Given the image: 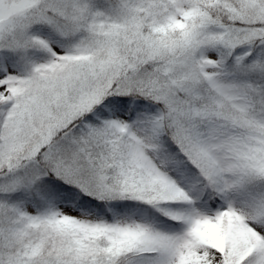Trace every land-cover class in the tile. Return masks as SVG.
<instances>
[{"label":"snow or ice","instance_id":"obj_1","mask_svg":"<svg viewBox=\"0 0 264 264\" xmlns=\"http://www.w3.org/2000/svg\"><path fill=\"white\" fill-rule=\"evenodd\" d=\"M0 264H264V0H0Z\"/></svg>","mask_w":264,"mask_h":264}]
</instances>
